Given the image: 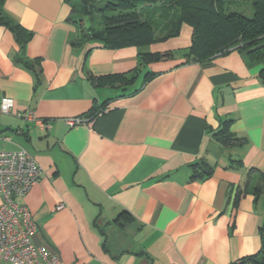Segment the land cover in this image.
I'll list each match as a JSON object with an SVG mask.
<instances>
[{
    "label": "crops",
    "instance_id": "obj_1",
    "mask_svg": "<svg viewBox=\"0 0 264 264\" xmlns=\"http://www.w3.org/2000/svg\"><path fill=\"white\" fill-rule=\"evenodd\" d=\"M3 9L32 34L22 52L0 26V101L14 102L9 115L0 114V151L24 149L41 169L16 199L32 214L36 245L58 264H236L258 254L260 65L235 50L181 65L187 26L148 48L173 51L172 59L142 65L136 47L79 41L67 0H5ZM147 72L159 75L144 85ZM91 109H104L91 126L66 124ZM26 111L44 126L16 117ZM226 121L241 143L214 140ZM201 161L212 175L191 181Z\"/></svg>",
    "mask_w": 264,
    "mask_h": 264
},
{
    "label": "trees",
    "instance_id": "obj_2",
    "mask_svg": "<svg viewBox=\"0 0 264 264\" xmlns=\"http://www.w3.org/2000/svg\"><path fill=\"white\" fill-rule=\"evenodd\" d=\"M67 1L72 15H80L79 19H72L79 41L110 50L136 47L142 65H149L172 59L173 51L150 52L148 48L178 38L187 26L191 29L190 45L183 50L181 65L208 63L235 50L247 62L260 65L258 78L264 86V0H78L76 4ZM4 2L0 0V26L10 31L23 52L32 34L4 12ZM242 4L250 6V17L235 9ZM83 18L87 19L86 25ZM158 75L147 72L144 85ZM99 82L112 84L113 80L97 78ZM103 110L91 109L85 118L95 119ZM230 124L226 121L212 133L222 146L241 143L242 139L230 132ZM233 162L241 166L240 161ZM191 169V181H203L212 175V168L202 161ZM260 236L258 254L241 259L240 263L264 264V224Z\"/></svg>",
    "mask_w": 264,
    "mask_h": 264
},
{
    "label": "built area",
    "instance_id": "obj_3",
    "mask_svg": "<svg viewBox=\"0 0 264 264\" xmlns=\"http://www.w3.org/2000/svg\"><path fill=\"white\" fill-rule=\"evenodd\" d=\"M14 108L11 99L0 101V114L9 115ZM16 117L35 121L44 126L43 120L34 118L31 111L19 112ZM93 119L71 118L70 127L91 126ZM41 177V169L24 149L0 151V262L3 264H58L59 258L45 246L33 242L37 226L30 211L16 199L23 198ZM63 209L59 204L57 210ZM236 264H252L251 262Z\"/></svg>",
    "mask_w": 264,
    "mask_h": 264
},
{
    "label": "rangeland",
    "instance_id": "obj_4",
    "mask_svg": "<svg viewBox=\"0 0 264 264\" xmlns=\"http://www.w3.org/2000/svg\"><path fill=\"white\" fill-rule=\"evenodd\" d=\"M73 4H76L78 2V0H70ZM236 10H238L239 12H242L244 15H246L247 17H250L251 16V8L248 4H242L238 7L235 8ZM80 15L78 13H74L73 14V18L74 19H79ZM99 18V15L97 16V19ZM96 19V20H97ZM84 20V23L86 25V21L87 19L86 18H83ZM177 56H180L179 53H176ZM3 150V149H2Z\"/></svg>",
    "mask_w": 264,
    "mask_h": 264
}]
</instances>
